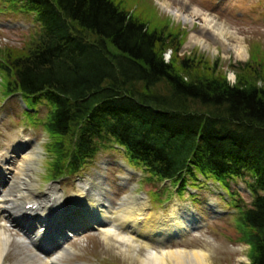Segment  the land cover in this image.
Returning a JSON list of instances; mask_svg holds the SVG:
<instances>
[{
    "label": "trees",
    "instance_id": "trees-1",
    "mask_svg": "<svg viewBox=\"0 0 264 264\" xmlns=\"http://www.w3.org/2000/svg\"><path fill=\"white\" fill-rule=\"evenodd\" d=\"M10 1L40 28L24 47L0 48V75L6 93L40 105L31 119L48 134L49 177L115 142L159 180L243 178L252 198H233L236 226L249 264H264V59L233 66L231 83L216 62L179 57L167 23L113 0Z\"/></svg>",
    "mask_w": 264,
    "mask_h": 264
},
{
    "label": "rangeland",
    "instance_id": "rangeland-1",
    "mask_svg": "<svg viewBox=\"0 0 264 264\" xmlns=\"http://www.w3.org/2000/svg\"><path fill=\"white\" fill-rule=\"evenodd\" d=\"M121 5L129 13L143 19L157 18L163 24H168L172 32L178 36L176 43L182 39V45L178 52L179 57L186 55L202 56L210 64L216 62L217 69L226 74L231 81L232 74L236 71L233 66L245 63L251 56L261 60L264 59V0H113ZM192 9L199 12L200 16L208 14L213 16L214 24L226 26L229 29L230 41L224 33L219 40H214V30L206 28L203 17L199 15L192 17ZM13 7L10 0H0V48H22L27 41L33 38L39 30L35 14L21 12ZM195 14H197L194 11ZM187 17V19H186ZM190 18V19H189ZM186 19V20H185ZM157 20V21H158ZM192 20V22H191ZM225 27V28H226ZM181 34L179 35L178 33ZM203 33V34H202ZM191 36H200V41L195 43ZM192 40L194 43H192ZM207 44V45H206ZM176 45V44H174ZM226 46H228L226 48ZM235 46H241L242 56H236ZM171 50H167L164 58L167 60ZM1 84V79H0ZM6 96L3 88H0V153L8 148L11 139L17 136L18 142L26 140L27 151H37L39 157L36 159V166L29 179L34 182V196L47 192L48 178L43 174L48 153L45 145L48 141V134L40 129L26 128L32 125V108L27 100L23 104L20 99L16 102ZM41 107H44L41 105ZM45 112V109L43 113ZM43 113L41 116H43ZM44 116L41 118L43 119ZM12 144V142H11ZM113 148L100 149L96 158L84 167L79 177L69 176L59 180L57 187L61 194L64 206L70 201L71 195L76 191L78 182L103 180V189L109 203L115 208L129 194H138L140 197L149 198L155 204H148L151 209L161 214H168L171 205L178 202L180 211L190 208L189 196L195 195L193 200L194 208L200 214L207 210L205 202H221L220 195L224 201L230 200L225 190L212 179L203 178L197 175L195 181H188L179 199L175 193L177 189L171 181L163 182L148 177L141 167H135L129 163L123 148L110 144ZM17 148V155H22L24 148ZM194 174H198L194 171ZM21 176L18 171L8 174L7 180H19ZM199 178V179H198ZM140 181V182H139ZM139 182V183H138ZM232 190L239 192L242 200L248 203L251 200L245 183L240 179H231ZM195 184V185H192ZM9 185H4L1 191H7ZM164 192V194H162ZM158 193V194H156ZM16 194V192H14ZM171 195V197H170ZM169 197L167 200L165 198ZM160 201V202H159ZM205 201V202H204ZM164 202V203H162ZM207 205V204H206ZM219 207V205H217ZM12 207V206H11ZM226 209H222L225 212ZM235 209L228 207V216H220V219L209 218L205 212L204 221L209 222L199 228H191L183 237L171 242L168 248L200 249L209 254L211 264H248L250 248L240 239V231L235 225L231 215ZM216 215V214H214ZM219 218V217H218ZM0 220V225L10 235L8 248L3 256L2 264H38L41 255L36 254L26 244L25 235L16 228L15 224L5 223L7 219ZM199 224V223H198ZM243 231L244 227H239ZM100 228H88L76 234L66 241L67 249L57 259L60 264H139L137 258L125 250L123 243H115L107 240L99 231ZM49 243L47 236L41 238L40 244ZM154 246V245H153ZM139 254L144 253V247L140 246Z\"/></svg>",
    "mask_w": 264,
    "mask_h": 264
},
{
    "label": "bare ground",
    "instance_id": "bare-ground-1",
    "mask_svg": "<svg viewBox=\"0 0 264 264\" xmlns=\"http://www.w3.org/2000/svg\"><path fill=\"white\" fill-rule=\"evenodd\" d=\"M194 11L197 13L195 14ZM192 17L200 16L199 12L192 9ZM206 28L214 30V40H219L224 33L229 37L228 27L214 24L213 16L208 14L201 15ZM187 19V17H186ZM185 19V20H186ZM190 19V18H189ZM192 22V20H191ZM203 34V33H202ZM200 36H191L195 39V43L200 41ZM192 43L194 41L192 40ZM207 45V44H206ZM228 46H226L227 48ZM236 56L241 57L243 49L241 46H235ZM12 142V144H11ZM24 148L22 155H17V148ZM26 143L18 142L17 136L8 143V148L0 154V176L10 174L12 171H18L21 176L19 180L8 179L6 181L9 189L0 192V217L4 215L9 218V222H15V213L21 211L30 199L34 196L33 184L28 175L31 174L36 166V159L39 157L37 151H27ZM104 182L94 180L85 181L84 184L78 183L79 200L77 203L82 204V210H86L91 215V220L100 228V232L107 240L115 243L121 242L126 251L133 258H137L139 264H211L209 254L200 249L186 248H168L178 236H184L190 229V222L183 218V214L187 215V211H180L177 203H173L168 214L162 216L159 213L150 212L147 207L146 199H140L138 195L129 194L127 202L113 207L107 197L104 195ZM16 192V194H14ZM76 198H74V201ZM39 205L36 209V215H41L40 219L47 221L49 219L56 220L50 215H42L52 207L60 205V196L54 197L51 206L45 201V194L37 200ZM12 206V207H11ZM147 209V211L145 210ZM81 215L85 216L82 212ZM187 217V216H186ZM18 220V219H17ZM6 227L0 225V264L3 263V256L8 248L10 235L7 233ZM56 234V233H55ZM39 234L29 236L31 241L36 242ZM39 241V240H38ZM154 245V246H153ZM144 247V253L138 252L139 247ZM62 249L54 258L40 261L38 264H59L56 259L66 251Z\"/></svg>",
    "mask_w": 264,
    "mask_h": 264
}]
</instances>
